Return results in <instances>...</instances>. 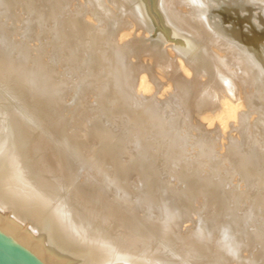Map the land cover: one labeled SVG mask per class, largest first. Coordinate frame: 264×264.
Listing matches in <instances>:
<instances>
[{"label": "rangeland", "instance_id": "obj_1", "mask_svg": "<svg viewBox=\"0 0 264 264\" xmlns=\"http://www.w3.org/2000/svg\"><path fill=\"white\" fill-rule=\"evenodd\" d=\"M140 1L136 2L138 5L140 2L143 11L133 0H98L99 6L95 0H0V13L7 12L6 16L0 15V25H2L0 33H3V37L0 34V65L6 77L3 79L0 75V105L4 106L7 101L11 102L10 115L8 114L11 119L5 127L11 128L13 123L19 120L25 122L14 124L11 133L14 134V138L18 137L21 143L26 145L24 147L26 157L27 155L29 157H27L28 161L30 159L37 161L39 166L46 168V171L50 169L51 171L48 172L52 174L51 177L60 176L57 179L62 182L61 186L81 197L98 215L99 213L108 215L110 222L117 225L111 228L113 232L123 227L128 234L137 236L148 246L167 250L168 256L176 257L179 264H264V44L259 50L256 49L257 47L252 49L257 43L260 44V41L264 43V0H163L164 4L161 5L157 4V0ZM261 1L262 5H258ZM26 6L36 13L40 9L42 15L37 18L38 20L33 21ZM162 7L165 8L162 10ZM50 9L53 10L50 11L52 14L49 12ZM97 11L101 12L100 17L97 16ZM164 12L169 15L177 28L180 27L185 33L188 32L195 43L202 47L207 55L210 69L203 67L200 69L192 58L187 55L182 56L177 48L178 38L169 32L171 30H168L164 22ZM62 15L70 17L61 20ZM147 17L149 19L144 21L147 25H144L141 19L145 20ZM56 21L58 24L61 22L66 28L63 33L59 30L56 33L51 31L57 29ZM86 21H89V24ZM71 25H74L72 26L74 29ZM156 25L158 28H155ZM157 35L161 40L169 41H161ZM74 37H78V42ZM156 41L158 42L152 43ZM90 42L92 43L89 44ZM71 46H77L75 47L77 53ZM254 51L257 54L260 51L261 56L259 55L258 58ZM99 55L106 56L108 63L104 58L99 60ZM115 57L119 60H115ZM224 57L231 59L227 60ZM104 61L107 67L103 65ZM110 65L111 68L116 67L117 80L102 77ZM166 68L168 74L170 72L169 75L167 71L165 72ZM99 72V75L102 74L98 75L100 78L97 76ZM222 75H226L224 79ZM148 80L152 81L149 83ZM225 81L232 84L234 96L231 99L242 104L241 107L246 105L245 109L248 106L252 108L248 118L254 117L257 111L258 122L261 123L262 120V124L258 123V127L255 124H252L255 128L247 125L246 130L243 131L247 134L243 135L244 137L241 136L243 132L231 128L232 120L226 117L227 114L223 111L219 98L213 96L215 91L217 95L219 94L218 97L224 92L219 88ZM118 88L124 90L122 92L125 96L120 98L122 103L120 100L118 101L120 103H116L114 97L106 98V95H109L108 89L118 90ZM142 88L145 91H142ZM143 92L145 95H140ZM97 98H100L99 101ZM170 99L172 101H169ZM176 101L186 104L175 107L173 105ZM139 102L142 103L141 106ZM144 102L146 104H143ZM188 103L192 105L196 103L194 106L197 107L191 108ZM144 105H148L149 109L153 106L152 109L158 111L156 113L159 118L163 116L160 113H164L165 108L169 106L174 107L175 111L170 112L167 122L163 123L160 131L157 123L152 124L153 118L145 115L141 110L145 108ZM201 106L203 110L199 109ZM92 108L94 112L96 109L98 114L94 113ZM194 115L196 117L200 115L201 118H196ZM124 116H127L129 122ZM211 116L215 117V121L219 119L218 122H215ZM203 118L208 123H204ZM142 121L144 124L141 123ZM221 126L227 128L229 134L223 138L222 143H218L219 140L215 139L216 131ZM203 127L208 130L207 135ZM212 128H215V132ZM257 132L260 133L262 140ZM233 134L238 136L235 137ZM249 135L250 137H247ZM133 140L134 142L137 140L136 143L139 145L132 143ZM200 142L205 143L200 144ZM140 143L143 145L140 146ZM134 146H138V149ZM160 147L166 152L176 151V157L160 156L157 151ZM14 148L15 145L8 147L7 151L14 152ZM201 148L207 151L203 149L201 152ZM208 148L211 151L209 153ZM135 149L139 151L136 152ZM27 150L32 152L29 151V154ZM203 152H207V155ZM212 156L214 161L209 159H213ZM113 157L117 158V161ZM219 158L223 160L219 161ZM251 159L257 161L258 166L252 165L246 171L245 168L254 163ZM224 160L225 162H222ZM115 161H119V164ZM215 161L221 162V165L223 163V166L216 167L213 165ZM231 161L237 168L234 165L229 166L233 164ZM224 164L228 166L225 167ZM228 167L229 170L226 169ZM174 171L178 176L173 174ZM97 179L99 181H96ZM118 226L120 228L117 229Z\"/></svg>", "mask_w": 264, "mask_h": 264}, {"label": "bare ground", "instance_id": "obj_2", "mask_svg": "<svg viewBox=\"0 0 264 264\" xmlns=\"http://www.w3.org/2000/svg\"><path fill=\"white\" fill-rule=\"evenodd\" d=\"M37 1V0H36ZM45 1V0H43ZM137 5L138 2H136L137 0H133ZM140 1V0H139ZM143 1V0H142ZM201 1V0H200ZM58 2V1H57ZM141 2V1H140ZM139 5L137 7H139V9L141 11H143V9L141 8L142 5ZM195 2V1H194ZM199 2V1H198ZM206 2V1H205ZM203 2V3H205ZM246 2V1H245ZM19 3V2H18ZM17 3V4H18ZM26 3V2H24ZM23 3V4H24ZM33 3V2H32ZM46 3V2H45ZM95 3L99 6L98 4V0H95ZM191 3V2H190ZM248 3V2H246ZM256 3V2H255ZM260 3H263L262 1L258 3V5H262ZM14 4V3H13ZM11 4L14 8V5ZM16 4V5H17ZM28 4V3H27ZM36 4V3H35ZM91 4V3H90ZM156 4V2H155ZM154 4V5H155ZM157 4L161 5L164 4L163 0H157ZM167 4V3H166ZM1 5V4H0ZM10 5V6H11ZM19 5V4H18ZM34 5V4H32ZM61 5V4H60ZM134 5V4H133ZM210 5V4H209ZM254 5V4H253ZM256 5V4H255ZM23 6V5H22ZM29 6V5H28ZM28 6H26L25 8H27ZM31 6V5H30ZM41 6V4L39 5ZM130 6V5H129ZM9 7V6H8ZM18 7V6H17ZM35 7V5H34ZM38 7V6H37ZM93 7V6H92ZM136 7V5H135ZM155 7V6H154ZM175 7V6H174ZM2 8V7H1ZM24 8V9H25ZM39 8V7H38ZM37 8V9H38ZM133 8V7H132ZM157 8L158 5H157ZM165 7H162V10ZM16 8H14L15 10ZM127 9V8H126ZM130 9V8H129ZM155 9V8H154ZM213 10V8H211ZM131 10V9H130ZM161 10V9H160ZM165 10V9H164ZM176 10V9H175ZM204 10V9H203ZM16 11V10H15ZM27 11V10H26ZM28 11L29 13L32 15V19L35 22V19H39V16L42 15V13L39 12L36 13L35 10L31 11V9L29 10L28 7ZM47 11V10H46ZM53 10L50 9L49 12ZM52 12H50V14H52ZM60 12V11H59ZM99 12V13H98ZM138 12V11H137ZM167 12V11H166ZM192 12V11H191ZM200 12V11H199ZM7 13V12H5ZM5 13H0V15H4ZM56 13V12H55ZM96 13V12H95ZM100 11H97V16L100 17ZM139 13V12H138ZM162 13V12H161ZM165 13V12H164ZM164 15V22L168 28V30L170 33L172 32V34L178 38V43H177V48L178 50L182 53V56L187 55V57L189 56L190 58H192L193 61L196 62V64L200 67L206 68L207 70L211 68L209 62L207 61V55L205 54L204 50H202V47H200L198 44L195 43V41L187 34L185 33L183 30H181V28L179 27V24L177 28V25L175 26V24L172 23L169 15L167 13H165ZM197 13V12H196ZM218 13V12H217ZM13 14V13H12ZM15 14V13H14ZM13 14V15H14ZM20 13H18L19 15ZM22 14V13H21ZM66 14V13H65ZM7 14H5L4 16H6ZM12 15V16H13ZM54 15V14H53ZM96 15V14H94ZM143 15V14H142ZM159 15V14H158ZM192 15V14H191ZM194 15V14H193ZM20 16V15H19ZM44 16V14H43ZM48 16V15H47ZM69 16V15H67ZM66 15H62L61 16V20L64 19L65 17H67ZM141 16V14H140ZM153 16V15H152ZM215 16V15H214ZM221 16V15H220ZM2 17V16H1ZM8 17V16H7ZM17 17V16H16ZM21 17V16H20ZM24 17V16H23ZM51 17V16H49ZM70 17V16H69ZM143 17V16H142ZM146 17V16H145ZM144 17V18H145ZM163 17V16H162ZM6 18V17H5ZM54 18V17H53ZM225 18V17H224ZM37 19V20H38ZM100 19V18H99ZM147 19H149L148 17L144 20L143 18L141 20H143L142 23H144V21H147ZM155 19V18H154ZM163 19V18H162ZM217 19L219 20V17H217ZM31 20V19H29ZM41 20L43 21V19L41 18ZM56 20V18H55ZM54 20V21H55ZM72 20V19H71ZM101 20V19H100ZM121 20V19H120ZM174 20V19H172ZM206 20V18H205ZM208 20V19H207ZM255 20V19H254ZM1 21V20H0ZM49 21H52L49 19ZM60 21V20H59ZM75 21V20H74ZM119 21V20H118ZM138 21V20H137ZM151 21V20H150ZM156 21V20H155ZM163 21V20H162ZM175 21V20H174ZM190 21V20H189ZM197 21V20H196ZM3 22V21H2ZM30 22V21H29ZM32 22V21H31ZM30 22V23H31ZM41 22V21H38ZM53 22V21H52ZM57 22V21H56ZM67 22V21H66ZM73 22V21H72ZM76 22V21H75ZM87 23L89 21H86ZM185 22V21H184ZM193 22V21H192ZM206 22V21H205ZM225 22V21H224ZM55 23V22H54ZM64 23V21H63ZM68 23V22H67ZM65 23V24H67ZM140 23V22H138ZM138 23H136L138 25ZM148 23V22H147ZM161 23V22H160ZM190 23V22H189ZM195 23V22H194ZM4 24V23H3ZM38 23H36L37 26ZM50 25V23H47ZM58 24V22H57ZM56 24V26H57ZM69 24V23H68ZM67 24V25H68ZM74 24V22H73ZM89 24V23H88ZM91 24V22H90ZM122 24V23H121ZM155 24V23H154ZM177 24V23H176ZM197 24V23H196ZM54 25V24H53ZM51 25V26H53ZM78 25V23L76 24ZM85 25V24H84ZM92 25V24H91ZM123 25V24H122ZM142 25V24H141ZM144 25H147L144 23ZM162 25V24H161ZM191 25V23H190ZM194 25V24H193ZM200 25V24H199ZM2 27V25H0ZM34 26V25H33ZM41 26V25H40ZM55 26V25H54ZM69 26V25H68ZM74 27V25H71V27ZM93 26V25H92ZM120 26V23H119ZM150 25H148L149 27ZM183 26V25H181ZM195 26V25H194ZM206 26V24H205ZM44 27V26H43ZM70 27V26H69ZM72 27V29H74ZM100 27V26H98ZM97 27V28H98ZM113 27V26H112ZM138 27V26H137ZM158 28V26L156 25L155 28ZM198 27V26H197ZM35 28V27H32ZM31 28V29H32ZM47 28V27H46ZM51 28V27H49ZM111 28V27H110ZM141 28V27H140ZM151 28V27H150ZM200 28V27H199ZM214 28V27H213ZM232 28V27H231ZM1 29V28H0ZM23 29V28H22ZM27 29V28H26ZM56 29V28H55ZM51 29V31H54L55 33L57 32V30H59V32H62L64 29L62 23L60 22L57 26L56 30ZM93 29V27H92ZM114 29V28H113ZM117 29V28H116ZM139 29V28H138ZM145 29V28H144ZM154 29V28H153ZM198 29V28H197ZM209 29H211L209 27ZM208 29V30H209ZM7 30V29H6ZM6 30H3L4 32ZM25 30V29H24ZM28 30V29H27ZM42 30V29H41ZM137 30V29H136ZM163 30V29H162ZM207 30V29H206ZM30 31V29H29ZM39 31V30H38ZM50 31V29L48 30ZM67 31V30H66ZM109 31V30H108ZM118 31V30H116ZM140 31V30H139ZM137 31V32H139ZM149 31V29H148ZM158 31V29H157ZM202 31V30H201ZM1 32V31H0ZM18 32V31H17ZM28 32V31H27ZM31 32V31H30ZM58 32V34H59ZM111 32V31H110ZM109 32V33H110ZM153 32V31H152ZM151 32V33H152ZM155 32V30H154ZM207 32V31H206ZM209 32V31H208ZM259 32V31H257ZM51 33V32H49ZM55 33H51L54 36L56 35ZM63 33V32H62ZM67 33V32H66ZM157 33V32H156ZM198 33V32H197ZM200 33V32H199ZM1 34V33H0ZM3 34V33H2ZM1 34V35H2ZM7 34V33H5ZM35 34V33H34ZM153 34V33H152ZM161 34V33H160ZM167 34V33H166ZM202 34V33H201ZM252 34V33H251ZM0 35V36H1ZM31 35V34H30ZM50 35V34H49ZM60 35V34H59ZM118 35V34H117ZM151 35V34H150ZM149 35V36H150ZM159 35V34H158ZM157 35V37H158ZM261 35V34H260ZM74 36V35H72ZM72 36L70 37L72 39ZM103 36V35H102ZM105 36V35H104ZM113 36V35H112ZM110 36V37H112ZM164 36V35H163ZM248 36V35H247ZM254 36V35H253ZM3 37V35H2ZM1 37V38H2ZM27 37V36H26ZM25 37V38H26ZM59 37V36H58ZM57 37V38H58ZM69 37V36H68ZM115 37V36H114ZM113 37V39H114ZM207 37V36H206ZM249 37V36H248ZM252 37V36H251ZM255 37V36H254ZM13 38V37H12ZM64 38V37H63ZM75 38V37H74ZM73 38V39H74ZM106 38V37H105ZM150 39V37H148ZM147 38V39H148ZM159 39L161 37H158ZM258 38V37H257ZM16 39V38H15ZM28 39V38H27ZM51 39V38H50ZM65 39V38H64ZM78 37L75 38V40L77 41ZM99 39V38H98ZM103 39V37L101 38ZM112 39V40H113ZM154 39V38H153ZM2 40V39H1ZM156 40V39H154ZM153 40V41H154ZM161 40V39H160ZM250 40V39H249ZM257 40V39H256ZM261 40V39H260ZM258 40V41H260ZM15 41V40H14ZM34 41V40H33ZM55 41V40H53ZM68 41V40H67ZM85 41V40H84ZM96 41V40H95ZM100 41V40H99ZM98 41V42H99ZM150 41V40H149ZM148 41V43H149ZM152 41V40H151ZM164 41V40H161ZM169 41V40H167ZM166 39L164 42H167ZM253 41V40H252ZM41 42V41H40ZM51 42V41H50ZM73 42V41H72ZM78 42V41H77ZM113 42V41H112ZM156 42H152V43H157ZM171 42V41H170ZM234 42V41H233ZM256 42V41H255ZM254 42V43H255ZM55 43V42H54ZM92 42H90L89 44H91ZM101 43V42H99ZM249 43V42H248ZM25 44V43H24ZM74 44V43H72ZM94 44V43H93ZM104 44V43H103ZM110 44V43H109ZM108 44V45H109ZM263 41H260V44L257 43L256 46H254L252 49H255V47H257L256 49L259 50L260 48H262L263 45ZM75 45H77L75 43ZM97 45V44H96ZM105 45V44H104ZM174 45V44H173ZM204 45V44H203ZM206 45V44H205ZM250 45V44H249ZM20 46V45H19ZM103 46V45H101ZM114 46V45H112ZM164 46V45H163ZM176 46V44H175ZM243 46V45H242ZM43 46H41L42 48ZM73 47L74 51H75V47L77 48V46H71ZM100 47V44H99ZM161 47V46H160ZM173 47V46H172ZM239 47V46H238ZM79 48V47H78ZM101 48V47H100ZM104 48V46H103ZM102 48V51H103ZM141 48V47H140ZM148 48V47H147ZM145 48V49H147ZM155 48V47H154ZM230 48V47H229ZM234 48V47H233ZM250 48V47H249ZM82 49V48H81ZM99 49V48H98ZM105 49H109V48H105ZM160 49V48H159ZM164 49V48H163ZM236 49V46H235ZM238 49V48H237ZM241 49V48H240ZM21 50V49H20ZM84 53H85V49ZM82 50V51H83ZM176 50V49H175ZM26 51V50H25ZM101 51V50H100ZM98 51V52H100ZM101 51V52H102ZM108 51V50H107ZM111 51V50H109ZM253 51V50H252ZM22 52V51H21ZM76 52V51H75ZM79 52V51H78ZM100 52V54H101ZM106 52V51H105ZM103 52V53H105ZM243 52V51H242ZM251 52V50H250ZM6 53V52H5ZM77 53V52H76ZM83 53V54H84ZM109 53V52H108ZM159 53V52H158ZM178 53V52H177ZM255 53V51H254ZM259 54H257V52L255 53V55L258 57L261 53L260 51L258 52ZM79 54V53H78ZM89 54V53H88ZM248 54V53H247ZM82 55V53H81ZM106 55L108 56V54L106 53ZM155 55V54H154ZM249 56H251L250 54H248ZM253 55V53H252ZM7 56V55H6ZM22 56V55H21ZM78 56V55H77ZM95 56V55H94ZM100 56V55H99ZM151 56V55H150ZM261 56V55H260ZM259 56V57H260ZM53 57V56H52ZM63 57V56H62ZM106 57V56H105ZM104 57V55H101L99 58V60L101 58H104V60H106ZM111 57V55H110ZM186 57V59H188ZM221 57V56H220ZM256 57V58H257ZM258 57V58H259ZM81 58V57H80ZM87 58V57H86ZM112 58V57H111ZM114 58V57H113ZM181 58V57H180ZM184 58V57H183ZM225 58V57H224ZM223 58V59H224ZM230 58V57H229ZM228 58V59H229ZM262 58V57H261ZM17 59V58H16ZM19 59V58H18ZM82 59V58H81ZM84 59V57H83ZM118 58L115 57V60H117ZM227 59V58H225ZM227 59V60H228ZM231 59V58H230ZM111 60V59H110ZM119 60V59H118ZM122 60V59H121ZM184 60V59H183ZM191 60V59H190ZM212 60V59H211ZM260 60V59H259ZM22 61V60H21ZM51 61V60H50ZM97 61V60H96ZM103 62V60H101ZM107 61V60H106ZM114 61V60H113ZM232 61V60H230ZM92 62V61H91ZM112 62V60H111ZM117 62V61H116ZM120 62V61H118ZM125 62V61H124ZM264 62V59H263ZM3 63V62H2ZM89 63V62H88ZM106 62L104 61L103 65ZM108 63V61H107ZM121 63V62H120ZM119 63V64H120ZM102 63H100L101 65ZM113 64V62H112ZM177 64V63H176ZM182 64V63H181ZM3 65V64H2ZM7 65V64H4ZM19 65V64H18ZM28 65V64H27ZM99 65V66H100ZM106 65V64H105ZM116 67L119 69V66L117 64H115ZM157 65V64H156ZM185 65V64H184ZM191 65H193L191 63ZM60 66V65H59ZM102 66V65H101ZM108 65H106L107 67ZM105 67V68H106ZM115 67V68H116ZM192 67V66H191ZM223 67V66H222ZM28 68V67H27ZM30 68V67H29ZM72 68V67H71ZM109 68V67H108ZM115 68H110L107 70L106 68V72H104L103 76H106V79H114L116 78L115 75L117 73H115L116 69ZM122 68V67H121ZM159 68V67H158ZM231 68V67H230ZM6 69V68H5ZM34 69V68H33ZM101 69V68H100ZM154 69V68H153ZM167 70H165V72L167 71V75L168 74V68H166ZM185 69V68H183ZM201 69V68H200ZM98 70V69H97ZM102 70V69H101ZM100 70V71H101ZM104 70V69H103ZM102 70V71H103ZM156 70V68L154 69ZM171 70V69H170ZM187 70V68L185 69ZM193 70V69H192ZM206 70V71H207ZM230 70V69H229ZM232 70V69H231ZM27 71V70H26ZM118 71V70H117ZM120 71V70H119ZM137 71V69H136ZM161 71V70H160ZM173 71V70H172ZM181 71H184L181 69ZM205 71V72H206ZM226 71V70H225ZM34 72V71H33ZM97 72V71H96ZM164 72V71H163ZM193 72V71H192ZM195 72V71H194ZM27 73V72H25ZM80 73V72H79ZM103 73V72H101ZM146 73V72H145ZM154 73H156L154 71ZM159 73V72H158ZM172 73V72H171ZM175 73V72H174ZM177 73V72H176ZM217 73V71H216ZM219 73H221L219 71ZM230 73V72H229ZM4 73L2 72V67L0 65V75L4 78H6L4 75ZM34 74V73H33ZM100 74V72L97 74V76ZM141 74V73H140ZM143 74V73H142ZM147 74V73H146ZM152 74V73H151ZM183 75V73H181ZM188 74V73H187ZM213 74V73H212ZM102 75V74H101ZM99 75V76H101ZM120 75V72L119 74ZM117 75V77H118ZM156 75V74H154ZM158 75V74H157ZM162 75V74H161ZM177 75V74H176ZM175 75V76H176ZM207 75V74H206ZM217 75H219L217 73ZM221 75V74H220ZM98 76V77H99ZM160 76V74L158 75ZM173 76V75H172ZM174 76V78H175ZM180 76V75H178ZM185 76V75H184ZM214 76V75H213ZM223 79L224 76L226 75H222ZM220 76V78L222 77ZM229 76V75H228ZM37 77V76H36ZM123 77V76H122ZM130 77V76H129ZM144 77V76H143ZM141 77V78H143ZM148 77V76H147ZM154 77V76H153ZM170 77V76H169ZM208 77V76H207ZM30 78V76H29ZM91 78V77H90ZM100 78V77H99ZM128 78V77H127ZM145 78V77H144ZM150 78V76H149ZM161 78V77H160ZM166 78V77H164ZM180 78V77H179ZM183 78V77H182ZM214 78V77H213ZM217 78V77H216ZM214 78V79H216ZM88 79V78H87ZM125 79V78H123ZM172 79V78H171ZM30 80H32V78H30ZM101 80V79H100ZM99 80V81H100ZM117 80V78L115 79ZM143 80V79H142ZM147 80V79H146ZM211 80V79H209ZM219 80V79H218ZM226 80V78H225ZM103 81V79H102ZM107 81V80H106ZM119 81V80H118ZM125 81V80H123ZM129 82H131L130 80H128ZM144 81V80H143ZM149 81V80H148ZM152 81V80H151ZM149 81V83L151 82ZM161 81V80H159ZM163 81V79H162ZM175 81V80H174ZM227 81V80H226ZM223 82L220 85V88L222 91V93H220V96L218 97L217 92L215 91L213 93L214 98H219L222 106H223V111L226 112L227 116L229 117L230 120H232V126L231 128H234V131L237 132H243L246 130L245 127H247V125H252L255 124L258 127V123L262 124V120L261 123L258 122V117H257V111H256V115H254V117H249L248 115L251 114L252 108L248 106L247 109H245L244 107H241L242 104H239L238 102H235L234 100L231 99L232 96H234V90L232 89V84H230L229 82ZM114 82V81H113ZM112 82V83H113ZM117 81H115L114 83H116ZM170 82V81H169ZM172 82V80H171ZM199 82V81H198ZM220 82V80H219ZM91 83V82H90ZM104 83V81H103ZM113 83V84H114ZM120 83V82H119ZM162 83V82H161ZM210 83V82H209ZM111 84V85H113ZM131 84V83H130ZM143 84V83H142ZM158 84V82L156 83ZM115 85V84H114ZM117 85V84H116ZM146 84L144 83V86ZM163 85V84H162ZM29 86V85H28ZM110 86V85H109ZM128 86V85H126ZM130 86V85H129ZM143 86V85H142ZM118 87V86H117ZM115 87V88H117ZM111 88V87H110ZM121 88V87H119ZM114 90V89H108L109 90V95H106L109 97H114L116 100L115 102L117 103L121 96L124 95V93L122 91L124 90ZM126 88V87H125ZM198 89V88H197ZM142 91L144 90V88L141 89ZM181 90V89H180ZM205 90V89H204ZM217 90V88L215 89ZM145 91V90H144ZM166 91V90H165ZM170 91V90H169ZM175 91V90H174ZM173 91V92H174ZM195 91V90H194ZM199 91V90H197ZM202 91V90H201ZM164 92V91H163ZM171 92V91H170ZM200 92V91H199ZM203 92V91H202ZM144 93V92H143ZM141 94L142 96L145 95ZM148 93V92H146ZM151 93V92H150ZM165 93V92H164ZM167 93V92H166ZM98 94V93H97ZM149 94V93H148ZM152 94V93H151ZM157 94V93H156ZM168 94V93H167ZM166 94V95H167ZM102 95V94H101ZM130 95V94H128ZM170 95V93H169ZM173 95V94H172ZM125 96V95H124ZM189 96V95H188ZM212 96V95H211ZM10 98V96H8ZM105 97V96H104ZM108 97V98H109ZM130 97V96H129ZM164 97V96H163ZM169 97V96H168ZM171 97V96H170ZM199 97V96H198ZM95 98V97H94ZM113 98V99H114ZM182 98V97H181ZM193 98V97H192ZM207 98V97H205ZM264 98V97H263ZM1 99V98H0ZM6 99V97H5ZM13 99V98H12ZM96 99V98H95ZM98 99V98H97ZM100 99V98H99ZM98 99V101H99ZM128 99V98H127ZM133 99V98H132ZM168 99V98H166ZM173 99V98H172ZM180 99V97H179ZM202 99V98H201ZM204 99V98H203ZM202 99V100H203ZM210 99V98H209ZM104 100V98H103ZM176 100V97H175ZM174 100V101H175ZM183 102V99H180ZM185 100V99H184ZM201 100V101H202ZM205 100V99H204ZM6 101V100H5ZM102 101V100H100ZM126 101V100H125ZM157 101V100H156ZM169 101H172L171 99ZM167 101V102H169ZM193 101V100H192ZM195 101V99H194ZM193 101V102H194ZM198 101V102H201ZM212 101V100H211ZM263 101V99H262ZM120 102L122 103V101L120 100ZM118 102V103H120ZM129 102V100H128ZM133 102V101H131ZM186 102V101H185ZM192 102V103H193ZM204 102V101H203ZM206 102V101H205ZM214 102V100H213ZM218 102V101H217ZM99 103V102H98ZM140 103V102H139ZM138 103V104H139ZM161 103V102H159ZM191 103V102H190ZM209 103V102H208ZM212 103V102H211ZM4 104V103H1ZM142 103H140L141 106ZM143 104H146L145 102ZM149 104V103H148ZM174 104V103H173ZM186 104V103H183ZM180 103V101H176L175 104L173 106L175 107H179L181 105H183ZM189 104V103H188ZM187 104V105H188ZM196 104V103H195ZM194 104V105H195ZM198 104V103H197ZM210 104V103H209ZM215 104V103H214ZM220 104V103H219ZM218 104V105H219ZM13 105V104H12ZM170 105V104H168ZM191 105L190 107L192 108H196L194 105ZM188 105V106H189ZM217 105V104H215ZM1 106V105H0ZM10 106H11V102H6L4 104V106H1L3 108L0 109V237L6 241L13 249H15L22 257H24L30 264H179L177 258L175 256V258H171L172 256L169 255L168 256V252L167 250L163 249V248H154V247H150L148 246L145 241L140 240L139 238H137V236L128 234L126 232V229L118 226V228H120L117 232H113L111 230V228H113L115 225H113L110 220L108 215L106 214H101L99 213V215L97 214V212L93 209H91V207H89V204L87 202H85L81 197L77 196L76 194H74L72 191H70V189L68 188H64L63 186H61L62 182L59 181L57 178L60 176H56L55 173L54 175L56 176V178L51 177L52 174H49V170L46 171V168H42V166H39V164L37 163V161H28V155L26 157V148L23 145V143H21V141L17 138H14V134H12V127L13 125H18L20 123H25L23 121H18V122H14L13 125L10 127H5V124H7L9 122V120L11 119L8 114L10 115ZM143 106V105H142ZM148 106V105H147ZM147 106L144 105L145 108L141 109L145 115H148L150 117L153 118L152 120V124H158V130H160V127H162L163 123H166V119L168 118L170 112L172 110H174L172 106H169L167 108H165L164 113H160L163 114V116H161L160 118L157 116L158 112L157 110L154 111V109H152V107L147 108ZM157 106V105H156ZM204 106V105H203ZM149 107V106H148ZM164 107V106H161ZM186 107V105L184 106ZM183 107V108H184ZM216 107V106H215ZM199 108V107H198ZM205 108V106H204ZM217 108V107H216ZM260 108V107H259ZM12 109V108H11ZM94 108H92L93 111ZM138 109V108H137ZM164 109V108H161ZM181 109V108H180ZM187 109V108H186ZM200 110H203V107L201 106V108H199ZM193 110V109H192ZM138 111V110H137ZM175 111V110H174ZM195 111V110H194ZM198 111V110H197ZM207 111V109L205 110V112ZM221 110H219L220 112ZM94 112V111H93ZM101 112V111H100ZM199 112V111H198ZM201 112V111H200ZM92 113V112H91ZM96 114H98L97 110L95 109ZM104 113V112H103ZM126 113V111L124 112ZM129 113V111L127 112ZM177 113V111H176ZM202 113V112H201ZM212 113V112H211ZM218 113V112H217ZM93 114V113H92ZM95 114V115H96ZM102 114V113H101ZM206 114V113H205ZM223 114V113H222ZM27 115V113H26ZM94 115V114H93ZM125 115V114H124ZM159 115V114H158ZM189 115V114H188ZM204 114H201V116ZM216 115V114H215ZM190 117L192 115H189ZM195 116V115H194ZM193 116V118H194ZM201 116L199 115L198 117L201 118ZM217 116V115H216ZM225 116V115H224ZM223 116V117H224ZM125 117V116H124ZM127 117V116H126ZM125 117V118H126ZM129 117V116H128ZM196 117V116H195ZM196 117V118H198ZM204 117H206L204 115ZM213 117L214 121H215V117ZM24 118V117H23ZM22 118V119H23ZM105 118V117H104ZM123 118V116L121 117ZM134 118V117H133ZM177 118V117H176ZM183 118V117H182ZM219 118V117H218ZM18 119V118H17ZM127 119V118H126ZM136 119V118H135ZM171 119V118H170ZM195 119V118H194ZM224 119V118H223ZM261 119V118H260ZM26 120V119H24ZM34 120V119H33ZM125 120V119H124ZM211 121L212 118H210ZM219 120V119H217ZM215 122H218V121ZM17 121V120H16ZM127 121L129 122V120L127 119ZM136 121V120H135ZM155 121V122H154ZM182 121V120H181ZM180 121V122H181ZM196 121V120H195ZM203 121H205V119L203 118ZM209 121V118L208 120ZM229 121V120H228ZM36 122V120H35ZM121 122V120H120ZM123 122V121H122ZM126 122V121H124ZM133 122V121H132ZM137 122V121H136ZM134 123L135 126L138 123ZM169 122V121H168ZM38 123V122H37ZM142 124L143 121L141 122ZM176 123V122H175ZM174 123V124H175ZM183 123V122H182ZM204 123H208V122H204ZM210 123V122H209ZM231 123V121H230ZM9 124V123H8ZM113 124V123H111ZM126 124V123H125ZM131 124V123H130ZM129 124V125H130ZM185 124V122H184ZM193 124V123H192ZM199 124V123H198ZM178 125V124H176ZM204 125V124H203ZM212 125V124H210ZM8 126V125H7ZM21 126V125H20ZM128 126V125H126ZM180 126V125H178ZM207 126V125H206ZM214 126V125H213ZM212 126V127H213ZM223 126V124H222ZM218 128L216 131V140L219 142L218 143H222V141L224 140L223 138L229 134V132H227V128ZM253 126V125H252ZM262 126V125H261ZM24 127V126H23ZM40 127V125H39ZM120 127V126H118ZM139 127V126H138ZM195 127V126H194ZM19 128V127H18ZM90 128V127H89ZM104 128V127H103ZM129 128V126H128ZM137 128V127H136ZM141 128V127H140ZM164 128V127H163ZM216 128V127H215ZM214 128V129H215ZM253 128H255L253 126ZM262 128V127H261ZM23 129V128H21ZM100 130L102 129V127L99 128ZM212 128V131L214 130ZM248 129V128H247ZM251 129V128H250ZM28 130V129H27ZM91 130V129H90ZM138 130V129H137ZM144 130V129H143ZM142 130V131H143ZM153 130V129H152ZM156 130V129H155ZM154 130V131H155ZM198 130V129H197ZM203 130L204 129L203 127ZM233 130V129H232ZM258 130H260L258 128ZM15 131V130H13ZM18 131V130H17ZM38 131V130H37ZM84 131V130H83ZM99 131V130H98ZM145 131V130H144ZM157 131V130H156ZM161 131V130H160ZM176 131V130H175ZM199 131V130H198ZM207 131H205L206 135H207ZM229 131V130H228ZM234 131H231V133H233ZM249 132V130H247ZM246 131V132H247ZM28 132V131H27ZM102 132V130H101ZM133 132H135V130H133ZM137 132V131H136ZM149 132V131H148ZM159 132V131H158ZM203 132V131H202ZM211 132V129L210 131ZM209 132H208V136H209ZM215 132V130H214ZM29 133V132H28ZM147 133V132H146ZM171 133V132H170ZM227 133V134H226ZM245 133V132H243ZM241 136H245L247 135L246 133L243 134ZM250 133V132H249ZM259 133V132H257ZM263 133V132H262ZM24 134V133H23ZM87 134V133H86ZM101 134V133H100ZM106 134V133H105ZM104 134V135H105ZM139 134V133H137ZM149 134V133H148ZM169 134V133H168ZM251 134V133H250ZM22 135V134H21ZM79 135V134H78ZM174 135V134H173ZM212 135H214V133H212ZM232 135V134H231ZM235 136V134H233ZM258 135V134H257ZM80 136V135H79ZM138 136V135H137ZM144 136V135H142ZM157 136V135H156ZM166 136V135H164ZM236 136H238L236 134ZM235 136V137H236ZM243 136V137H244ZM260 133H259V135ZM73 137V136H72ZM103 137V136H102ZM134 137V136H133ZM140 137V136H138ZM152 137V136H151ZM154 137V136H153ZM212 137V136H211ZM215 137V135H214ZM247 137H250L247 136ZM21 138V137H20ZM90 138V137H89ZM113 138V137H112ZM137 138V137H136ZM148 138V136H147ZM155 138V137H154ZM226 138V137H225ZM257 138V137H256ZM114 139V138H113ZM134 139V138H133ZM151 139V138H150ZM148 139V140H150ZM153 139V138H152ZM163 139V138H162ZM236 139V138H235ZM241 139V138H240ZM245 139V138H244ZM65 140V139H64ZM154 140V139H153ZM156 140V138H155ZM166 140V139H165ZM200 140V139H199ZM215 140V141H216ZM238 140V139H237ZM243 140V139H242ZM249 140V139H248ZM247 140V141H248ZM262 140V137H261ZM67 141V140H66ZM137 141V140H136ZM136 141L134 142V140L132 141V143H136ZM151 141V140H150ZM149 141V142H150ZM205 140H202V142ZM214 141V140H213ZM68 142V141H67ZM120 142V141H119ZM139 142V141H138ZM146 142V140H145ZM159 142V141H158ZM167 142V141H166ZM197 142V141H196ZM199 142V141H198ZM200 142V144L202 143ZM226 142V141H225ZM251 143V141H249ZM108 143H110V141H108ZM143 143H144V138H143ZM148 143V142H147ZM168 143V142H167ZM205 143V142H204ZM202 143V144H204ZM207 143V142H206ZM213 143V142H212ZM264 143V141H263ZM25 144V143H24ZM34 145V142L32 143ZM30 144V145H32ZM137 145H139V143H136ZM142 146L143 144L140 143ZM198 144V143H197ZM208 144V143H207ZM233 144V143H232ZM244 144V143H243ZM15 145V150L14 152H9L7 151L8 147L14 146ZM37 145V144H36ZM68 145V144H67ZM154 145V144H153ZM167 145V144H166ZM249 145V143H248ZM74 146V145H73ZM100 146V145H99ZM110 146V145H109ZM164 146V145H162ZM161 146V147H162ZM168 146V145H167ZM203 146V145H202ZM210 146V145H209ZM222 146V145H221ZM252 146V145H250ZM264 146V145H263ZM34 147V146H33ZM31 147V148H33ZM69 147V146H68ZM136 147V146H134ZM138 147V146H137ZM136 147V148H137ZM144 147V146H143ZM141 147V148H143ZM157 150L159 151V155L163 156V155H169L171 157H176L177 152L176 151H169L166 152L165 150L161 149ZM201 147V145H200ZM205 147V146H204ZM208 147V145H207ZM236 147V146H235ZM30 148V150H31ZM35 148V147H34ZM70 148V147H69ZM112 148V147H111ZM141 148H139V150H141ZM163 148V147H162ZM179 148V147H178ZM177 148V149H178ZM199 148V146H198ZM206 148V147H205ZM203 148V149H205ZM210 148V147H209ZM208 148V150H209ZM122 149V148H121ZM138 149V148H137ZM172 149V148H170ZM202 149V148H201ZM203 149L201 150V152L203 151ZM249 149V148H248ZM29 150V151H30ZM76 150V149H75ZM116 150V149H115ZM118 150V149H117ZM127 150V148H126ZM136 150V149H135ZM139 150H136L139 151ZM179 150V149H178ZM27 150V152H29ZM142 151V150H141ZM204 151H207V149H205ZM250 151V150H249ZM32 152V151H30ZM29 152V154H30ZM133 152V151H132ZM211 152L210 150L208 151V153ZM233 152V151H232ZM245 152V150H244ZM114 153V152H113ZM204 153V152H203ZM28 154V153H27ZM135 154V153H134ZM204 154L207 155V152H205ZM212 154V153H211ZM210 154V155H211ZM242 154V153H241ZM251 155V154H250ZM158 156V155H157ZM156 156V157H157ZM33 157V156H32ZM40 157V156H39ZM133 157V156H132ZM166 158H168V156H164ZM213 157V156H212ZM242 157V156H241ZM38 158V157H36ZM46 158V157H45ZM134 158V157H133ZM205 158V157H204ZM203 158V159H204ZM41 158H39L40 160ZM114 160L117 161V158L113 157ZM171 159V158H170ZM174 159V158H173ZM171 159V160H173ZM210 160L214 161V157L213 159L209 158ZM225 159V158H224ZM240 159V158H239ZM33 160V159H32ZM35 160V158H34ZM140 160V159H139ZM208 160V159H207ZM217 160V157H216ZM221 160H223V158H221ZM219 158V161H221ZM237 160V159H235ZM252 160V159H251ZM262 160V159H261ZM115 163H118L116 162ZM219 161H215L213 165H215L216 167L221 165V162ZM254 161V160H252ZM41 162V160L39 161ZM113 162V161H112ZM208 162V161H207ZM206 162V163H207ZM222 162H225L222 161ZM242 162V161H241ZM260 162V161H259ZM43 163V162H42ZM46 163V162H45ZM44 163V166H45ZM137 163V162H136ZM190 163V161H189ZM227 163V161H226ZM231 163H233L231 161ZM257 161H254V163L250 164L249 166H247L245 169L246 171L250 168V166H256ZM119 164V163H118ZM169 164V163H168ZM173 164V163H172ZM261 164V163H260ZM149 165V164H148ZM188 165V164H187ZM212 165V166H213ZM225 167L226 164H224ZM234 165L231 164L229 166ZM238 165V164H237ZM131 166V165H129ZM128 166V167H129ZM133 166V165H132ZM198 166V165H197ZM211 166V165H210ZM223 166V163L222 165ZM235 166V165H234ZM258 166V165H257ZM205 167V166H204ZM236 167V166H235ZM239 167H241L239 165ZM132 168V167H131ZM177 168V167H175ZM223 168V167H222ZM237 168V167H236ZM243 168V167H242ZM239 168V169H242ZM261 168V167H260ZM129 169V168H128ZM206 169H208L206 167ZM224 169V168H223ZM229 170V167L226 168ZM244 169V168H243ZM257 169V168H256ZM134 170V169H133ZM178 170V169H177ZM259 170V169H258ZM51 171V170H50ZM128 171V170H127ZM244 171V170H243ZM116 172H120V170H116ZM132 172V171H131ZM229 172V171H228ZM59 173V172H58ZM134 173V172H133ZM132 174V173H131ZM174 175H177L176 172L174 171L173 173ZM181 174V173H180ZM179 174V175H180ZM216 174V172L214 173ZM221 174V173H220ZM60 175V174H59ZM134 175V174H132ZM173 175V177H174ZM219 175V174H217ZM216 175V176H217ZM228 175V174H227ZM178 176V175H177ZM214 176V175H213ZM146 177V176H145ZM176 177V176H175ZM207 177V176H206ZM224 177V176H223ZM250 177V176H249ZM252 177V176H251ZM255 177V176H254ZM257 177V176H256ZM99 178V177H98ZM103 178V176L101 177ZM147 178V177H146ZM199 178V177H198ZM203 178V177H202ZM217 178V177H216ZM219 178V177H218ZM228 178V177H226ZM204 179V178H203ZM223 179V178H222ZM245 179V178H244ZM256 180V178H253ZM101 180V179H100ZM202 180V179H201ZM247 180V179H245ZM251 180V179H250ZM96 181H99L98 179ZM205 181H202V183ZM251 183V182H249ZM255 183V182H252ZM260 183V182H259ZM258 184V183H257ZM98 185V184H97ZM254 185V184H253ZM259 185V184H258ZM108 186V185H107ZM95 187V186H93ZM106 187V186H105ZM156 188V187H155ZM160 188V187H159ZM257 188V187H255ZM151 195V192H150ZM183 195V194H182ZM189 195V194H188ZM213 195V194H212ZM71 196H75V198H70ZM197 197V196H196ZM198 199V198H197ZM196 199V200H197ZM179 200V199H178ZM122 201H124L122 199ZM193 206L190 207V209H192ZM209 209V208H208ZM248 210V209H247ZM250 213V212H249ZM208 215V214H207ZM177 216V215H176ZM208 219V218H207ZM174 220V219H173ZM210 221V220H209ZM177 222V221H176ZM216 223V222H215ZM227 224V223H226ZM117 226V225H116ZM115 226V227H116ZM228 226V225H227ZM230 226V225H229ZM128 227V226H127ZM126 227V228H127ZM131 227V226H129ZM232 227V226H231ZM133 229V228H132ZM115 230V229H114ZM128 230V229H127ZM130 230V229H129ZM134 231V230H132ZM131 232V231H129ZM225 232V231H224ZM134 233V232H131ZM223 233V232H222ZM221 234V233H220ZM137 235V233H136ZM209 235V234H208ZM231 235V234H229ZM133 236V237H132ZM206 236V235H205ZM223 236V235H222ZM234 237V236H233ZM224 239V237H223ZM226 239V237H225ZM232 239V238H231ZM230 240V239H229ZM228 240V241H229ZM230 243V242H229ZM233 245V244H231ZM264 253V252H263Z\"/></svg>", "mask_w": 264, "mask_h": 264}, {"label": "water", "instance_id": "obj_3", "mask_svg": "<svg viewBox=\"0 0 264 264\" xmlns=\"http://www.w3.org/2000/svg\"><path fill=\"white\" fill-rule=\"evenodd\" d=\"M0 264H30L0 237Z\"/></svg>", "mask_w": 264, "mask_h": 264}]
</instances>
